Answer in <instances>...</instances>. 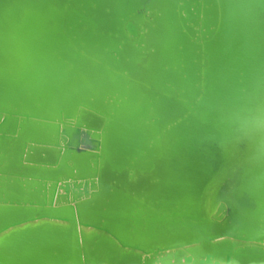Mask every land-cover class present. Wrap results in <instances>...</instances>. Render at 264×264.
Segmentation results:
<instances>
[{"label": "bare ground", "instance_id": "bare-ground-1", "mask_svg": "<svg viewBox=\"0 0 264 264\" xmlns=\"http://www.w3.org/2000/svg\"><path fill=\"white\" fill-rule=\"evenodd\" d=\"M144 1L146 0H79L80 5L76 4L74 7L67 5L66 13L61 15V28L64 32L61 34V41H56L53 47L63 57L55 58L52 65L45 68L47 71L45 73L49 77L42 81L41 85L39 80L42 74L39 69L36 73L38 80H34L42 112L51 114L55 111L56 104H62L64 110H67L68 107L64 104L72 102L75 103L73 107L76 109L82 102V93H85L81 91L88 90L92 92L88 94L93 97L91 105L94 108L92 116L95 124L101 123L104 117L108 120L104 137L100 139L103 126L97 128L93 136L95 147H99L103 152L100 165L106 173V178H109V181L106 179L104 182L107 184L103 188L102 197L109 199L111 196L108 195L113 194L108 202H111L112 206L104 211L101 209L103 198H92V201L87 199L84 204L80 203L79 208L76 209L77 218L79 216V231L82 226L85 248H87V258L84 263L98 264L106 261L111 264L110 255L104 251V248L114 247V239L121 245L139 249L138 245L153 247L155 242L170 244L178 239L197 237L196 240L193 239L195 242L177 246L182 249L179 253L190 246L189 249L198 256L205 251L201 247L202 239L204 243L210 245L214 257L221 259V264H224V254L227 252L233 255L230 264L243 261L244 258L248 262L258 261L256 264H264L263 175L258 180V182L262 181V186L259 190L257 186L252 192L251 188L244 192L247 182L238 187L239 190H236L237 186L234 187L230 194L218 188L213 199L210 196H201L198 192L202 189V181L208 167L217 159L218 150L216 152L215 146L217 139L223 133L217 134L215 131H221L225 120L229 129L241 119L231 120L235 118L234 114L237 112L228 106L249 105L250 95L256 101L261 96L260 112H264V87L260 86L259 78L255 76V72L259 71V62L255 59V54H251V49L255 47L253 37L256 35L250 30L251 18L246 16L239 0H232V2L237 1L234 6L230 4L231 0H211L209 4L203 0L197 4L193 2L191 6L198 7L197 10L193 9L197 14L194 12L189 14L187 8L190 6L184 3L187 10L183 14L185 18L184 16L179 18L180 16L177 15L176 6L180 7L177 0H159L163 6V13L161 17H155L157 30L154 54L150 59H142L146 64L138 73L139 78L134 79L132 75L120 73L123 72L124 66L121 57L118 58L121 54L120 32L123 30L125 17L132 15L134 8L139 7ZM92 3L97 5V8H91ZM41 6L47 8V0L35 2L34 0H0V57L8 56L4 58L13 61L16 67L26 72L29 77L35 73L29 72L28 68L36 65L42 69L41 60L46 58L43 52H41L42 58L33 55L37 48L33 44L31 34L41 32V37L38 39L42 47L49 39L53 41L52 36L44 28L45 18L42 20V14L37 12ZM199 9L202 16L198 17ZM157 12L151 10V14ZM68 20L70 23H67ZM73 22H76L73 28H67V25L72 26ZM193 22H200L199 31L206 33L205 36L202 34L203 37H198L193 27H190V25L194 26ZM262 22L258 21L259 25H262ZM80 29H84L82 33H78ZM190 35L200 44L195 43ZM80 39L84 41L82 45L75 43L81 42ZM228 40L233 44L228 43ZM78 45L83 48H78ZM138 46L141 47L139 41ZM261 48L262 46L260 50ZM195 51L200 52L202 56H197ZM262 52L258 53L261 55ZM4 58L0 59V66ZM194 58H198V66L193 61ZM97 59L101 62L94 61ZM103 62L108 68L100 66ZM201 63L208 64L203 71L199 69ZM173 64L179 67L176 71ZM195 79L201 81V88L195 90L197 94L201 93V96L196 104L194 101L186 103L182 98L194 97L189 93H183L180 89L176 91L175 87L176 85L192 87L191 84ZM164 81L166 83L162 84L160 89L163 93L159 94L158 90H153L155 86L160 87ZM54 82L61 87L54 86ZM69 92L76 95L72 97ZM114 94L115 98H113ZM186 94H189V97ZM110 96L112 98L108 99ZM207 103L212 108L222 106L223 121ZM183 107L191 109L190 116L171 126L170 122L165 124V120L173 118L176 111L180 113L181 110H185ZM204 107H207L209 112H206ZM227 114L232 115L230 117ZM258 117L261 121L256 119ZM144 118H146L145 122ZM248 125L254 133L242 142V152H239L234 159L226 160L229 166L233 165L234 161L240 162V166L244 161L255 160L264 151V147L260 148L257 143L252 146L250 141L255 135H260L264 131V114L258 113L253 116ZM32 127V132L45 136H51L54 129L52 125L38 121L32 124ZM10 147L11 158L14 152L12 142ZM4 156L5 154L0 159L5 158ZM166 160L171 163L166 164ZM77 162L83 169L88 166L86 160L80 162V159H77ZM159 166L165 167L162 173L166 176L164 184L156 180L157 189L152 186L147 189V193L138 186L133 187L135 192L130 187L124 191V179H130L134 176L132 173L153 171ZM23 170L29 171V168L24 167ZM38 170L41 169L34 167L30 171L38 173ZM63 171L64 168L57 171L43 170L42 173L56 175ZM248 172L253 171L248 170L246 173ZM226 176L230 177V175ZM245 177L246 174L241 176L243 179ZM111 180L114 182L110 183ZM25 181L27 184H33V181ZM254 182L252 184H255ZM90 183L97 185L95 178ZM0 184L4 185L5 191L10 192L11 197L19 198L23 193L34 196L37 193L35 190L23 191L25 189L19 181L10 182L8 179L5 181L0 179ZM113 185L118 186L113 187ZM254 187L255 185L252 188ZM161 191L164 192L163 195L160 194ZM90 193L87 189L84 195ZM120 194L124 196L119 198ZM2 196L0 193V198ZM198 202H201V207L209 216L207 222L216 224L223 230L224 235L218 233L211 237L209 228L205 229V227L200 231L204 235L208 231L207 236H201L198 230L195 234L191 231L197 224L193 220L200 216L197 212ZM217 203L220 204L218 210H215L212 205ZM68 210L70 213L57 211L46 216L40 215L38 219H31V213L28 211L0 205V262L32 264L44 263L45 260L50 259L57 264L80 263L75 256L76 251L80 256V249L74 241L78 238V228L74 223L76 218L73 216L74 210L72 212L71 209ZM54 214H62L58 217L66 215L68 218H58ZM24 217L28 220L20 222L19 218ZM84 219L104 223L109 228L114 227L117 233L112 234L105 227H97L95 224L87 227L82 223L80 226V222ZM252 220L256 221L251 223ZM11 224L15 225L10 226ZM89 231L92 232L90 235L87 234ZM118 255L121 259L119 264H124L123 259L128 263L136 254L132 252ZM68 258L70 261L72 259L73 263L70 261L68 263Z\"/></svg>", "mask_w": 264, "mask_h": 264}, {"label": "water", "instance_id": "water-1", "mask_svg": "<svg viewBox=\"0 0 264 264\" xmlns=\"http://www.w3.org/2000/svg\"><path fill=\"white\" fill-rule=\"evenodd\" d=\"M38 1V0H34ZM40 1V0H39ZM71 1V3H70ZM180 7L178 8V5L176 6V12L177 15L181 18L184 13H186V5L190 6L188 9L189 14L194 12L197 14L196 11H193V9L197 10V6H191L194 2L197 4L200 0H177ZM205 3L209 4L211 0H203ZM79 0H47V8L46 7H40L37 12H40L41 19L44 18V28L46 32H48L53 40L52 42L50 39L48 42H45L43 44V47L40 44V41L38 38L41 37V32L39 33H32V39L33 44L36 46V51L33 52V55L39 58L41 57V52L43 54L45 53L46 58H42L40 66L42 69L38 68L36 65L30 66L28 68L29 72L35 73V75L32 74L31 77L27 75L26 72L21 71L16 67V64L13 61L7 60L4 57L8 56H2L0 59L4 58V62L1 64L0 68V157L5 154V158L0 159V179L5 181L8 179L10 182H16L19 181L23 188L26 191L29 190H35L37 193L32 196L30 193H26L19 197H11L9 196L10 192L5 191V187H3V184H0L2 186V189L0 190V193L3 195L0 198V205L2 206H10L11 208L20 209V211H28V213H31L30 217L32 218H39L41 216L49 215L50 213L54 212H61V213H70L74 210V215L76 218V222H74L77 226V233L78 238H76L74 241L76 243V246L78 249H80V256L77 255V251H73L75 253L76 258L80 261V263L75 262V264H87L84 263L85 259L87 258V253L85 248L86 242L85 238H83V231L82 223L85 226L93 225L95 224L97 227H105V229L112 234H116L114 227H108V225H105L104 223H97L96 221L91 222L89 220L84 219L82 222H80V230L79 231V222L77 218L76 209L79 208V204L83 203L84 201H92V198H103L102 202V210H108L112 203H108L110 199H112L113 194H109L108 196H111V198H104L103 195V188L107 184L105 180L107 179L109 181V178H106V173L102 166L100 165L101 162V156H103V152L100 150V148L95 147L94 142V132L97 128L102 127L101 130H103L102 137H104L103 134L107 132L105 129V126L108 122L107 118L101 119V123L95 124V120L93 118L94 114V108L92 107L91 103L93 102V97L89 96L91 94L88 92V90L81 91L85 92L82 93L81 98H83L81 103L77 106L76 109L73 107V103H65L68 107L67 110H64L62 107V104H56L55 111L51 114L44 113L40 110V101H39V95L37 91L35 90L36 87L34 86V80H38L37 76V70L41 72L40 76V85L41 82L44 81L49 77V75L45 72V68H48V66L52 65L51 63L55 58H61L58 54V50H56L54 47V44L57 43L56 41H61V34L64 32L63 28H61V15L66 13L67 5L70 4V7H74V5L78 4ZM234 1H230V4L232 6L235 5ZM239 2L243 5L242 10L244 9L246 16L251 18V33H255L253 39L255 47L251 49V54H255V59L258 63V73L255 72V76L259 78L260 86L263 85L264 87V0H239ZM91 8H97L94 3ZM97 4V3H96ZM220 4V2H219ZM80 5V3L78 4ZM181 8V9H180ZM156 9V10H155ZM160 9V10H159ZM151 10L158 11L157 13L151 14ZM163 6L161 5L159 0H146L142 4L139 5V7L134 8L132 15H127L128 17H125L124 23L122 24V31L121 33V41L119 44L120 47V55L118 58L121 57V61L123 63V72H120L124 75H132V78L138 79L139 72L141 69L144 68V65L146 64L142 62V59L149 58L154 54L155 50V43H156V28L157 25L155 23V19L157 17H161L162 15ZM84 11V9H82ZM68 14V13H67ZM94 14V13H93ZM202 16L201 10L199 9L198 17ZM70 16H73V14H70ZM40 17V16H38ZM156 17V18H155ZM47 18V19H46ZM57 20H56V19ZM50 21H47V20ZM59 19V20H58ZM259 22H262V25H259ZM79 22V20H77ZM123 22V21H122ZM238 22V20H237ZM67 23H70V20L67 21ZM187 23V22H186ZM76 24V22H73L70 26V24L67 25L68 27L73 28V26ZM193 25H190V27H193V30L196 31V34H198V37L205 36L206 33H203L202 31H199V23L193 22ZM179 25V24H178ZM21 26V25H20ZM90 26V25H89ZM239 22L238 26L239 27ZM76 27V26H75ZM84 29H80L78 33H82ZM119 30L120 27H119ZM188 31V30H187ZM201 32V33H200ZM38 34V36H37ZM194 34L195 36H197ZM192 37V35H190ZM202 36V37H203ZM230 37V36H228ZM50 38V37H49ZM193 38V37H192ZM81 42H75V43H84L82 39H80ZM191 41L190 39H188ZM195 43L200 44L199 41H196L197 39H192ZM138 41L141 44V47L138 46ZM228 43L233 44L231 40H228ZM257 44V45H256ZM261 44V45H260ZM78 45L77 47L80 48L82 46ZM84 45V44H83ZM260 45V46H259ZM258 46V47H257ZM262 46L261 50L260 47ZM83 48V47H82ZM107 49V48H106ZM201 49V47H200ZM263 51L262 54L258 53L259 51ZM196 55L200 57L202 56L200 52L197 53L195 51ZM253 57V56H252ZM30 59H32V56L30 55ZM97 63H100L101 61L99 59L94 60ZM194 62H196V65L198 66V58L193 59ZM205 64V65H204ZM100 65V64H99ZM103 65V66H102ZM100 65L101 67L108 68L107 65L103 62V64ZM142 65V66H141ZM201 66V67H200ZM199 66V69H206L205 67L208 66L207 63H201ZM22 67V66H21ZM141 67V68H140ZM173 67L175 68L174 71H176L179 67L178 65L173 64ZM92 68V67H90ZM198 71V70H197ZM136 75V76H133ZM197 76V75H196ZM197 79V77H196ZM194 80L191 84L192 87L189 86H181L176 85L175 90L183 91V93H189L194 98L189 97V94H186L189 98L184 99V101L187 103L194 101L196 104L197 99L201 96L200 94H197L195 90L201 88V81ZM205 79V78H204ZM257 80V81H258ZM204 82V81H203ZM166 81L161 83L160 87H154L153 90H158L159 94L163 93L161 91L162 84H165ZM54 86L61 87L60 84L57 82H54ZM178 86V87H177ZM81 87V86H80ZM83 88V87H81ZM243 88V87H242ZM174 90V91H175ZM89 93V94H88ZM152 93V92H151ZM72 94L74 97L76 94L73 92H69V95ZM116 94V93H115ZM115 94L113 98H115ZM110 95V94H109ZM246 96V94H244ZM251 101L249 102V105L241 104L238 107L235 106H228L230 109H234L237 113L234 114V119L236 118L240 119L238 123H234L230 126L228 129L227 124L228 122L225 120L222 124L221 131H215L217 134H222L218 139L215 146V150L218 155L217 159L208 167L206 171V175L202 181V189L201 191H198L201 196H210L211 199H213V196L215 195V192L218 188L221 189L223 192L232 193L234 190V187L237 186L236 190H239L241 185H244L246 182L247 187L244 189V192H247L251 188V192L254 191V189L259 186L258 190L262 186V181L258 182L259 178L263 175L264 177V151L260 155L257 156V158L254 160H247L244 161L243 164L239 166L240 162L234 161L233 165L229 164L227 165L226 160L233 158L238 155L239 152H242V142L246 137H250L254 133V130L252 131L249 129V122L253 119V116L257 115L262 109L261 105V96L258 98V101H256L254 98H252V95H250ZM112 98L110 96L108 99ZM179 98V100L181 99ZM212 101V100H211ZM60 103V102H57ZM64 103V102H61ZM244 103V102H242ZM75 104V103H74ZM209 105V103H207ZM194 106V104H193ZM210 106V105H209ZM211 107V106H210ZM117 108V107H116ZM185 110H181L179 112H175L176 115L171 118L170 120H165V124L170 122L171 124H174L176 122L182 121V119L187 118L190 116L191 109L188 110L187 107H183ZM182 108V109H183ZM193 108V107H192ZM212 108V107H211ZM221 107H213L212 109L221 116V120L223 121V114L224 109H221ZM207 107H204V110L206 112H209L207 110ZM193 110V109H192ZM195 112V110H193ZM206 114V113H205ZM215 114V116H217ZM226 115V113H225ZM232 114H227V116H230ZM240 115H242V118ZM223 116V117H222ZM176 119L174 120V118ZM231 117V116H230ZM259 121L260 117L256 118ZM230 120V121H231ZM245 120H247L245 122ZM250 120V121H249ZM38 121L43 124H50L54 127L53 132L51 133V136H45V135H38L32 132L33 127L32 124H35V122ZM146 121V118H144V122ZM203 121V119H202ZM244 121V122H243ZM105 123V125H103ZM206 123V122H204ZM224 125V127H223ZM211 126H213L211 124ZM168 128V127H166ZM251 134V135H250ZM258 139L257 142L254 140ZM251 145L255 146L258 145L260 148L264 147V131L260 135H255L253 138H251ZM12 142V147H14V152L10 158L9 156V149L10 143ZM14 143V144H13ZM16 146V148H15ZM7 151V153L5 152ZM53 154H49L52 153ZM94 155V156H93ZM8 157V158H7ZM10 159V160H9ZM77 159H80V162L83 160L87 161V168H82V166L77 162ZM170 160V159H169ZM9 161V162H8ZM170 162L166 160V164ZM8 163V164H7ZM171 163V162H170ZM173 163V162H172ZM165 164V166H166ZM233 166V167H232ZM24 167L29 168L28 170H23ZM40 168L41 170H38V173L31 172V168ZM64 168L65 171L61 172L60 174L53 175L51 173H42V171L46 170H52L57 171V169ZM165 167H157L153 171L147 170V171H139L137 173H132L134 176L130 177V179H124V191L127 190V187H130L133 189L132 191L135 192L133 187H140V189L146 192L148 188L155 187L157 189L158 186L155 185L156 180L160 181V184H164L166 181L165 175L163 173V169ZM253 171L252 173L247 171ZM59 171V170H58ZM124 172V170H123ZM246 174V177L243 179V177ZM226 175H230V177H227ZM8 177V178H6ZM95 178V181L97 183L96 186L90 183V181ZM22 180V181H21ZM33 181V184H27V181ZM255 180V182H254ZM264 180V179H263ZM25 181V182H24ZM114 182V180H111L110 183ZM254 182L255 184H252ZM94 183V181L92 182ZM112 185V184H111ZM255 185L254 188H252ZM118 185H113V187ZM244 188V187H243ZM87 189L90 190V194L84 195ZM163 190V188H162ZM257 190V191H258ZM143 191V192H144ZM147 193V192H146ZM164 192H160L161 195H163ZM125 194H127L125 192ZM219 194H222L219 192ZM218 194V195H219ZM88 196H92L91 198ZM100 196V197H99ZM124 196V194H120V197ZM200 196V197H201ZM88 197V198H87ZM230 197V196H229ZM83 198V199H79ZM123 198V197H122ZM80 200V201H78ZM82 201V202H81ZM220 202V201H219ZM197 212L200 213V216L195 218L193 221H195L196 228L192 229L191 231L195 234V231L198 230V232L201 230V228L208 229L209 228V235L214 237V235L218 233H224L222 229L216 226V224H213L212 222H207L209 216L205 214L204 208L201 207V202H198ZM84 204V203H83ZM220 203H217L216 205H212L213 209L218 210ZM16 206V207H13ZM83 207V206H81ZM37 212V213H36ZM41 215V216H40ZM62 214H57L54 216H59ZM214 216V214H212ZM56 217V218H57ZM55 218V217H53ZM62 219H67L68 217L66 215H63V217H58ZM104 217H102V220ZM20 222L27 221V217L19 218ZM256 220H252L251 223H254ZM8 225V224H7ZM15 224H11L10 226H13ZM117 230V229H116ZM81 232V233H80ZM201 232V231H200ZM199 232V233H200ZM208 232V231H207ZM206 232V235L201 232V236H207L208 233ZM92 232H87L88 235H90ZM118 235V234H117ZM224 235V234H223ZM197 237L195 238H188V239H178L177 241L170 243V244H162L159 242H155L153 247H146V246H140L138 245L137 248L139 249H133V247H128L121 245L116 239H114L113 243L115 244L114 247L108 246L107 248H104L105 252H108L110 255L109 260H111V264H119L121 263V259H119L118 254L123 253H135V258L128 263H126L123 259L122 261L124 264H221V259L218 257H214V254L210 251V245L206 242L204 243L201 239V247L203 252H201L198 256L195 252H192L189 248L190 246L186 247V250L182 253H179L182 249L177 248V246H183L187 245L189 243L195 242ZM264 237H262L263 239ZM194 239V240H193ZM210 239V238H209ZM90 240V239H89ZM200 241V240H199ZM200 244V243H199ZM80 247V248H79ZM56 253V252H54ZM68 254V252H67ZM134 255V254H133ZM32 260V259H31ZM68 263L72 262V259L70 261V258L67 259ZM70 261V262H69ZM233 261V255L230 252H227L224 254V264H230V262ZM244 261V262H243ZM243 261H238L234 264H256L258 261L254 262H248L246 258H244ZM3 262V263H1ZM1 264H14L12 261H1ZM24 262V261H23ZM240 262V263H239ZM26 264V263H24ZM32 264H57L56 261H52L49 259V261L45 260L44 263H32ZM98 264H110L109 262H99Z\"/></svg>", "mask_w": 264, "mask_h": 264}]
</instances>
